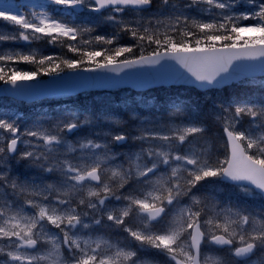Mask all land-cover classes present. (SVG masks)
<instances>
[{
	"label": "snow or ice",
	"instance_id": "snow-or-ice-1",
	"mask_svg": "<svg viewBox=\"0 0 264 264\" xmlns=\"http://www.w3.org/2000/svg\"><path fill=\"white\" fill-rule=\"evenodd\" d=\"M160 2L179 13L164 25L163 33L159 28H133L122 17L117 18V14L147 11L153 0H51L69 10V15L77 9L100 14L121 31L130 32L139 43L99 51L69 44L68 50L78 53L80 59H62L60 63H55L52 56L37 60L33 55L17 53L14 57L6 53L0 55V61L15 58L40 67L13 68L10 74L0 67V80L17 88L18 80L35 79L40 72L58 74L61 65L77 70L87 64L84 71L119 74L125 68L171 59L191 74L198 87L210 88L221 83V72H227L233 61L260 59V67L264 68V37L242 35L264 33V0H246L258 11L248 9L239 14L233 12L239 0H190L184 6L192 9L206 4L208 7L201 8L200 13L207 14V20L184 15L174 0ZM0 21L18 26L11 35L0 33V42L40 39L36 35L40 33L54 43L60 37L75 40L92 31L91 27L64 22L47 12L26 16L7 3L0 7ZM240 21L255 24L243 26ZM118 37V33L111 38L97 35L94 41L113 45ZM144 42L156 45L149 56L143 54ZM134 47L140 48L141 54L129 58L125 54H132ZM174 108L179 113L180 106ZM222 111L227 115H218L217 119L224 124L225 154L223 159L215 160L207 146H195L194 134L204 129L192 120L142 128L140 135L133 137L123 130H109L100 137L103 142L85 136L73 144L64 133L75 135L91 120L73 114L49 129L38 127L21 133L15 120L0 119V164L19 156L60 177L57 183L43 186L15 181L9 185L6 173L0 169V186L8 185L14 195L24 196L23 202L0 203V264H146L138 257L146 247L165 255L168 264H209L210 259L211 264H221L219 258L212 259L202 251V246L210 249L212 245L226 246L228 264H264V212L244 214L232 208L216 212L215 205L210 206L208 198L199 194L202 182L219 178L237 182L247 195L264 199V98L238 101ZM244 117L251 118L247 127L243 126ZM113 123L118 125L120 121ZM22 136L34 137L42 144L20 151L18 144L32 145ZM130 138L141 142L139 151L118 154L113 150V146L122 147ZM118 155H125L127 168L124 163H115ZM130 218L139 223L130 224ZM112 226L122 229L136 243L121 246V241L113 243L97 234ZM257 251L262 257L252 260Z\"/></svg>",
	"mask_w": 264,
	"mask_h": 264
},
{
	"label": "rangeland",
	"instance_id": "rangeland-1",
	"mask_svg": "<svg viewBox=\"0 0 264 264\" xmlns=\"http://www.w3.org/2000/svg\"><path fill=\"white\" fill-rule=\"evenodd\" d=\"M190 0H174V3L177 5V7L183 12L184 15H187L189 17H194L197 19H203L207 20V14L201 15L200 9L201 8H207L208 6L206 4L202 5H194L192 9H187L184 6L188 4ZM23 3L27 5L30 8V13L32 12H47L49 15H53L54 13L57 14V18L59 19V16L62 17V20L67 23H72L73 20L76 19V14L73 12L72 15L68 14L69 10H65L63 6L61 5H55L51 3V0H23ZM5 4L4 1L0 2V7H3ZM14 6V4H11ZM248 9L256 10L258 11V8H256L254 5L246 3V0H239L238 3L233 5V12L236 14H239L240 12H244ZM215 11L219 12L220 10L216 9ZM25 15L24 12L20 13ZM28 14V15H29ZM90 16V12H88ZM178 12H174L173 9L171 8H165L164 6L161 5V2L156 5V8L153 10H147L144 12H126L124 14H117V18H123L125 22H129L133 28H141L143 27H149L150 29H155L159 28V31L163 33L165 31L164 25H167L171 22V20L175 19V16L178 15ZM107 13L105 14V16ZM31 18V17H29ZM171 18V19H170ZM157 21H161V24H158ZM38 22V21H37ZM255 24V21H240V24L243 26H247L249 24ZM85 24L84 26H93L94 24H107L111 29L112 35L114 33H118L119 37L123 38V43L125 46H134L137 43H139L138 40L134 39L131 36L130 32H125L121 31L120 27L113 25L111 22L106 21L105 17H99L98 19H92V18H86L85 22L82 23ZM18 26L11 25L9 22H3L0 21V33H4L5 35H11L13 34L14 30L17 29ZM96 29H100L99 27H96ZM142 30V29H141ZM21 31H26V32H31V30H22ZM99 33L104 32V30L100 29L98 30ZM259 31L255 32H245L246 34H254ZM98 33V34H99ZM37 36H41L42 38L40 39H35V40H30V41H24V40H6L0 42V55L10 53L13 54L15 57V54L19 53L21 55H32V54H42L45 52L46 49H48L49 45V37L42 36V34L37 33ZM97 35H87L84 33L82 36L78 35L75 40L69 39L68 37H60L56 42L52 43L53 47L58 50L62 47L63 53L67 51L66 56L69 55L70 52L68 50L67 45L71 44L76 47H81L83 50L85 49H95L97 51L103 49V48H108L106 45H101V44H96L94 41V38ZM118 37V38H119ZM179 38V37H178ZM46 41V42H44ZM82 41H92L90 44H85L82 43ZM116 45L123 46L118 43V41H115ZM144 47V45H143ZM15 59V58H14ZM9 62V61H0V66L4 67V63ZM15 62V61H13ZM16 63H21L15 64L19 65L21 68H25L27 70L30 68L32 65L29 63H24L23 61H19ZM246 83H260L262 86H264V78H256L249 80ZM179 92L184 94L181 90H178V94L175 98L179 96ZM103 97H110L112 98V102L115 104H119L117 101V98L119 100H124V103L121 107L122 111L126 115H130V118L127 120H123V118H113L111 121H106L111 125V128L106 129L105 132H108L109 130L112 131H118V130H123L127 133H129L130 137L140 135V129L142 128H153L156 126H163V125H172V124H181L182 122H187L188 120H192L193 118L198 116L192 109H189L187 107L186 102H180L178 105L180 106V111L179 113L176 112L175 108H172L167 115V122L166 123H161L159 120H156L154 122H150V119H156L157 117H151L148 113L150 112V109H153L155 113H157L158 108L155 107L156 104L154 102H143L142 100L140 101L141 103V108H139L138 105V100L131 94L130 90H125L122 92H119L117 94H112V95H107V94H95L91 96L90 98L92 99H102ZM131 99V100H129ZM205 99L209 101V103L213 106L212 108H209L213 113H210V119L207 124L203 123H197L198 126L202 127L204 129L203 133L200 134H194L196 136V143L195 146L197 148L201 146H207L212 153L213 159L215 160L216 157H219L220 159L224 158L225 154V141L226 138L222 135V128H223V122L217 119L218 115H227V113H223L222 109L226 108L227 103L224 102V104L221 102L220 95L213 94L211 92L206 93ZM133 103V104H131ZM23 103L13 99V98H1L0 99V111L3 113L0 115V119H6L9 120L10 122L12 120H15L16 124L19 126L21 129V133L25 132L26 130H36L38 127L41 129H49L52 126H54L58 121L64 120L66 118H70L73 114L79 116L81 120L87 118L92 121L93 115L88 112V111H80V110H75V111H67L64 113H59L58 116L55 117L56 121H52V118H50V115L48 114L46 117L38 116L36 113L35 115H30L29 112H26L24 116V109L29 108L26 106H22ZM30 109V108H29ZM144 110V111H142ZM234 111V108L232 109ZM35 112V111H34ZM145 112L146 115L144 118H142V113ZM251 118L247 117L245 121H243V126L247 127L248 126V121ZM120 121V123L114 124V121ZM213 125V126H211ZM89 125H86L83 127V131L79 135H75L74 137L69 136L68 133H64L66 136V139L75 144L78 140H82L83 137L89 135V139H95L97 142H103V140L100 137H92L90 136V131L88 129ZM237 127H240V125H237ZM103 133H101V137L103 136ZM23 140H29L32 142V145L28 144H23L20 143V151L24 150H33V145H39L42 144V141H38L34 137H27V136H22ZM191 139V137H190ZM129 142L125 143L122 147L116 148L113 146V150L118 153V154H128L131 152H137L140 149L141 142L138 140L134 139H129ZM212 147H211V146ZM147 147V145H145ZM66 149H62L61 151H65ZM115 163H124V167L127 168L128 164L126 162L125 155H118ZM29 162L27 160L20 159L19 156H15L14 158L8 159L6 164H0V169H3V171L6 173L9 185L12 181H15L17 184H23L27 183L30 186L35 183L37 185H47V184H54L57 183V181L60 179L57 174L53 175V177L50 179L48 183L41 182L39 180H35L32 178H21L16 175V171L22 170V166H27ZM49 174V173H47ZM52 175V174H50ZM59 175V174H58ZM132 182L130 181V184ZM209 183H220L219 178H208L206 181L202 182L203 188L201 189V194L207 193V194H212L216 193V191H212L211 189H218V187H214L210 185ZM18 192V189H17ZM24 196L23 195H14L13 194V189L8 186H0V203H2L5 200L11 201V200H18L20 202H23ZM186 202V201H185ZM221 205L216 204L215 205V211L220 212ZM227 208V207H224ZM254 214H259V213H254ZM259 217V216H258ZM134 223L132 225H136L139 223L135 218H132ZM108 224H111V222H107ZM51 227V226H50ZM122 229L112 226L109 229H102L99 233L100 235H105L106 238H109L111 242L115 243L117 240L121 241V246H124L128 244L129 242L135 244L136 242L131 241V238L128 237V234L123 232ZM117 238V240H113L110 236ZM113 240V241H112ZM150 249L152 252L146 250ZM156 249L148 248L146 247L145 250H141L138 252V255L142 254H150L154 258H158V261H154L150 259L149 257H141L140 259L142 261H145L146 264H161L163 261V254L158 252H155ZM206 254L212 258L216 259L219 258L221 260V256L217 253H212L210 252L209 249H203ZM262 257L261 252L258 255V259ZM224 260L221 264H228L229 261V255L227 252L223 253ZM209 264H211V259L209 261Z\"/></svg>",
	"mask_w": 264,
	"mask_h": 264
},
{
	"label": "water",
	"instance_id": "water-1",
	"mask_svg": "<svg viewBox=\"0 0 264 264\" xmlns=\"http://www.w3.org/2000/svg\"><path fill=\"white\" fill-rule=\"evenodd\" d=\"M258 75H264V68L260 67V59L236 60L232 62L227 72H221L220 76L223 79L217 86H222L232 81H239L243 77ZM178 83L197 86L194 78L185 68L175 60L164 59L154 65L125 68L119 74L100 71L90 72L77 69L51 79L37 81L18 80L17 88H13L11 84L0 86V94H14L24 98L30 94L52 93L50 95H60L90 89H105L126 85H131L136 88H146L154 85Z\"/></svg>",
	"mask_w": 264,
	"mask_h": 264
},
{
	"label": "trees",
	"instance_id": "trees-1",
	"mask_svg": "<svg viewBox=\"0 0 264 264\" xmlns=\"http://www.w3.org/2000/svg\"><path fill=\"white\" fill-rule=\"evenodd\" d=\"M242 35H244L245 37H253V38H256V39L264 37V33H262V34H251V35L242 34ZM177 39H179V38L177 37ZM144 45L147 46V48L145 49L146 50L145 52H152V51H154L156 49V45H154V44L148 45L147 42H144ZM218 45H220L219 42H218ZM125 55H127V54H125ZM78 57L79 58L77 60L80 59L79 54H78ZM53 58H54L55 63H60V61L62 60L61 58H56V57H53ZM121 58H123V57H121ZM36 59L39 60L40 57H38ZM98 59H102V57H98ZM32 65H34V67L28 68V70H34V69L40 67L39 64H32ZM85 65H87V64H85ZM45 67H47V64L45 65ZM13 68H16V67H13ZM13 68L5 67L6 71H9L10 69H13ZM64 69H67V68H65V67H63V65H61V70L60 71H62ZM9 74H10V71H9ZM47 75H50V74H44L43 72H40V73H38L37 77L47 76ZM0 82H4V81L0 80ZM234 98H236L235 95H234Z\"/></svg>",
	"mask_w": 264,
	"mask_h": 264
},
{
	"label": "bare ground",
	"instance_id": "bare-ground-1",
	"mask_svg": "<svg viewBox=\"0 0 264 264\" xmlns=\"http://www.w3.org/2000/svg\"><path fill=\"white\" fill-rule=\"evenodd\" d=\"M211 146V145H210ZM212 147V146H211Z\"/></svg>",
	"mask_w": 264,
	"mask_h": 264
}]
</instances>
